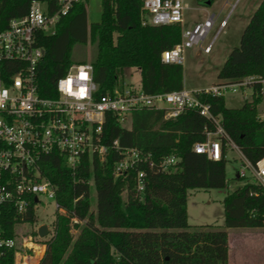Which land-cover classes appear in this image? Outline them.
I'll use <instances>...</instances> for the list:
<instances>
[{"label": "trees", "instance_id": "trees-1", "mask_svg": "<svg viewBox=\"0 0 264 264\" xmlns=\"http://www.w3.org/2000/svg\"><path fill=\"white\" fill-rule=\"evenodd\" d=\"M39 1L46 3L48 11L57 6L55 0ZM196 1L203 4L205 0ZM29 2L0 0V29L9 18L22 16ZM99 2L98 21L88 24L86 0H75L56 21L54 34H37V44L43 49L35 66L37 94L54 96L56 80L73 63L72 46L86 43L95 45L90 63L97 96L123 81L124 68L138 70V86L145 93L182 88L181 67L162 64L159 59L161 51L179 40V26L142 24V0ZM246 74L264 75V0L258 2L216 78L231 80ZM202 100L246 160L254 164L264 155V90L259 92L256 86L250 99L238 108L225 107L222 95ZM256 104L261 105L259 112ZM204 127L212 125L194 109L169 119H163L161 109L134 111L129 128L120 127L111 113H105L102 143L117 138L120 146L137 148L153 163L165 156L176 159L166 171H157L147 161L139 166L144 171L141 196L134 190L133 169L114 176L117 155L113 150L102 161L82 160L75 175L57 153L43 156L39 168L55 185V201L67 213L54 215L52 231L42 239L44 250L36 264H227L225 229L264 227V189L256 182L236 178L241 185L222 198L223 228L187 229L186 190L226 184L224 158L214 161L192 150L202 140ZM90 186L95 193L93 211H89ZM32 207L30 197L23 216L29 223L33 221ZM70 217L76 221L70 222ZM18 221L10 209L5 211L0 219L5 236H12ZM71 229H78L75 237ZM0 264H12V251L3 254Z\"/></svg>", "mask_w": 264, "mask_h": 264}, {"label": "built area", "instance_id": "built-area-1", "mask_svg": "<svg viewBox=\"0 0 264 264\" xmlns=\"http://www.w3.org/2000/svg\"><path fill=\"white\" fill-rule=\"evenodd\" d=\"M55 1L56 8L48 11L46 3L30 0L22 16L9 18L0 29V219L7 209L19 219L12 227L11 237L4 235L0 225V258L12 251V264H31L30 259H34L35 264L43 253L44 243L37 233L33 236L14 231L15 226L25 222L23 216L29 209L30 197L34 206L39 202L38 195H45L53 199L55 214L67 213L55 201V185L39 168L43 156L57 153L70 174L75 175L82 160L102 161L108 151L113 150L117 155L112 169L114 176L133 169L134 190L139 196L144 188L141 164L147 161L148 166L157 171H166L175 163L173 156L153 163L137 148L120 146L117 138L108 144L102 143L101 130L107 112L120 127L129 128L134 111L161 109L163 119H169L185 109H194L209 120L212 127L203 128V138L193 144L192 150L214 161L234 150L239 159L235 170L237 178L256 182L264 189V155L254 164L246 160L223 130L219 118L211 114L209 105L202 100V97L219 96L227 91H240L242 99L249 100L256 86L259 92L264 90V75L246 74L231 80L218 79L200 89L155 93H145L139 86L122 81L97 96L91 63L77 62L70 64L65 74L56 80L54 96H39L35 66L43 49L37 44V34H54L56 21L75 0ZM186 7L184 0H142L140 9L145 15L142 24L180 26L179 40L160 52L162 64L181 66L185 49L193 46L208 53L224 25L225 18H222L204 43L214 26L215 16L207 15L185 27L182 15ZM69 220L76 221L74 217Z\"/></svg>", "mask_w": 264, "mask_h": 264}, {"label": "rangeland", "instance_id": "rangeland-1", "mask_svg": "<svg viewBox=\"0 0 264 264\" xmlns=\"http://www.w3.org/2000/svg\"><path fill=\"white\" fill-rule=\"evenodd\" d=\"M260 0H213L204 5L196 0H184L187 7L183 11L182 26L188 27L195 22L201 21L205 16H215L214 26L207 34L204 43L212 36L220 19L225 18L224 25L216 35L208 53L201 52L196 46L184 51V59L181 64L182 88L195 90L207 87L210 83L218 80L216 73L229 51L238 45L242 29ZM228 5L225 6L224 4ZM230 5L232 7L230 8ZM99 0H86V20L93 23L99 20ZM141 22L145 19L140 12ZM180 28V26H179ZM95 54V45L91 43L75 44L71 48L70 57L73 63L90 62ZM123 81L132 86H138L139 73L136 68H124ZM248 93V92H247ZM224 106L238 108L243 103L240 91L225 92L222 95ZM248 97V95H247ZM260 111L261 105H255ZM225 180L222 188H189L186 190L185 211L188 230L195 229H221L223 228V196L241 185L237 180L235 170L239 166L238 154L234 150L227 151L225 155ZM39 202L32 207V223L23 222L14 227L19 233H29L36 230L39 225L47 227L46 239L52 231V220L55 215L54 201L45 195H38ZM94 188L89 189V211L94 210ZM83 221H81V224ZM226 230V229H225ZM78 229H71L73 237ZM228 249L227 264H262L264 263V227H231L227 229ZM34 236V235H33ZM34 263V259H30Z\"/></svg>", "mask_w": 264, "mask_h": 264}, {"label": "water", "instance_id": "water-1", "mask_svg": "<svg viewBox=\"0 0 264 264\" xmlns=\"http://www.w3.org/2000/svg\"><path fill=\"white\" fill-rule=\"evenodd\" d=\"M204 5H208L209 4V1L208 0H205ZM235 178H237V174L235 173ZM36 233L39 237H43L47 234V227L45 225H39L37 228H36Z\"/></svg>", "mask_w": 264, "mask_h": 264}, {"label": "crops", "instance_id": "crops-1", "mask_svg": "<svg viewBox=\"0 0 264 264\" xmlns=\"http://www.w3.org/2000/svg\"><path fill=\"white\" fill-rule=\"evenodd\" d=\"M228 228H226V231H227ZM36 264V263H35ZM263 264V263H262Z\"/></svg>", "mask_w": 264, "mask_h": 264}, {"label": "bare ground", "instance_id": "bare-ground-1", "mask_svg": "<svg viewBox=\"0 0 264 264\" xmlns=\"http://www.w3.org/2000/svg\"><path fill=\"white\" fill-rule=\"evenodd\" d=\"M32 264V263H31Z\"/></svg>", "mask_w": 264, "mask_h": 264}]
</instances>
